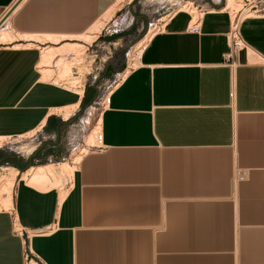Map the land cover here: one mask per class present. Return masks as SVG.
<instances>
[{"label": "crops", "instance_id": "1", "mask_svg": "<svg viewBox=\"0 0 264 264\" xmlns=\"http://www.w3.org/2000/svg\"><path fill=\"white\" fill-rule=\"evenodd\" d=\"M16 1L0 0V21ZM101 1L21 0L0 25L16 35L0 42V136L38 132L57 164L83 93L42 81L39 52L75 40L111 0ZM223 5L196 2V31L184 9L149 24L160 29L108 92L101 143L63 198L61 183L39 191L17 178L13 207L0 210V264H24L26 244L45 264H264V60L223 57ZM240 34L264 59V12L245 17ZM48 87L74 99L45 102ZM70 105L67 118L51 111Z\"/></svg>", "mask_w": 264, "mask_h": 264}, {"label": "rangeland", "instance_id": "2", "mask_svg": "<svg viewBox=\"0 0 264 264\" xmlns=\"http://www.w3.org/2000/svg\"><path fill=\"white\" fill-rule=\"evenodd\" d=\"M204 1L205 0H177L176 2H172L171 0H122L121 6L114 10L97 37L91 43L85 45L83 51L81 50L79 52L80 55H64L66 61H73L69 64V66H71L69 73L70 77H76L79 80L78 84L80 86L83 85L84 92L78 108L73 111L72 116L68 120H65L66 126L63 131L62 139L67 144L68 150L63 159L59 162H70L86 144V136L95 125L104 106L108 92L117 84L119 81L118 79L124 75V71H128L130 67L134 66L135 60L137 59L135 47L140 41L144 40V38L146 43L148 41L146 37L148 38L151 33L156 31V28H153V25L150 26L149 24L161 17V20L165 21L169 17V14L179 9H184L193 17H197L199 11L195 9L194 5L196 2L202 3ZM221 1L225 4L224 1L226 0ZM243 2H245V0H238V8L233 9H240ZM99 12V10H95V15ZM73 55L77 57V60L75 59L76 61H74V58L71 60ZM120 65H122V68H120ZM53 66L55 69L58 68L56 65ZM42 89L44 88L38 86L34 89L33 93ZM84 94L86 103L84 106H81ZM42 98L45 102L49 103L51 101L71 100L74 99V96L48 87L43 91ZM51 111L62 119L60 111ZM42 140L38 132L4 139L0 146V167L5 165H13V167H16L15 163L23 167H29L30 165L53 162L57 170L59 184L61 183L60 189L64 190L69 183L68 179L71 174L69 173V175H67L66 172L63 170L61 171L60 165L57 164V160L49 156L45 157L41 150L42 144H39V142H43ZM94 143V146L89 147V150L94 149L95 146L98 145L97 141ZM31 146H35L34 150L31 153H27L26 149ZM16 168L21 171L18 167Z\"/></svg>", "mask_w": 264, "mask_h": 264}, {"label": "bare ground", "instance_id": "3", "mask_svg": "<svg viewBox=\"0 0 264 264\" xmlns=\"http://www.w3.org/2000/svg\"><path fill=\"white\" fill-rule=\"evenodd\" d=\"M94 1L95 3L97 2L100 3L101 0H94ZM171 1L176 2L177 0H171ZM121 2L122 0H111L107 6L102 8L101 11L97 15H95L93 22L89 24L83 31H81L80 33H77L78 35L76 36H71L73 34L71 35L69 34L71 37H75L76 38L75 40H68V41L65 40V41L57 43L60 38L64 37L62 34H59V36L54 35L52 37L51 36L43 37V36H34V35H20L21 37H24V38H35L42 42L45 39H47V40L54 41V43H57V44H52V45H45L43 47L41 46L40 59H39L38 66H37L39 73H40V79L42 81H47L53 84L62 85L66 88H69L75 91L76 94L82 95L83 85L80 86L78 84L79 80L76 77L71 78L69 74L70 67H71L69 66V64L73 62L71 61L73 60V58H74V61H76L77 57H74L75 55H73L72 59L70 60L71 62H68L66 61V57L64 55L79 54L81 50L83 51V49L85 48V45L87 43H91L97 37L98 33L101 31L106 21L111 17L114 10L117 9L119 6H121L120 5ZM237 2L238 0H226L223 8L224 9L238 8L239 4ZM200 15H201V12H200ZM194 18L196 17H193V19ZM152 34L153 33H151L150 36ZM150 36L147 38L145 35L146 39H149ZM15 37L16 35L12 34L10 30L0 29V42L12 41ZM65 37H68V36H65ZM144 45H145V38L144 40L140 41L135 47L136 58H138ZM15 47H22V45H15ZM53 65L58 66V68L55 69ZM75 107L76 105H70V106H66L63 108H59L56 111H60L62 116L64 118H67L72 113ZM33 132H30L28 134H31ZM99 133H100V115L98 116L97 121L95 125L92 127L91 131L87 134L86 144L80 149L79 153L76 155L74 154L75 156L71 159L70 162L68 161L60 162L59 165H60L61 171L63 170L64 172L67 173V175H69V173L72 175V171L75 168L76 164L80 161L82 155L87 153L90 149L89 147L93 146L95 144L94 142L99 139ZM28 134H25V135H28ZM25 135H20V136H25ZM7 138H8L7 136L6 137L0 136V146H1V142ZM32 149H33L32 146L28 147L26 149V152L29 153ZM16 177L21 178L22 180L25 181L27 185L39 191H48L54 187L59 186V178H58L57 170L55 168L54 163L53 164L51 163L43 164L42 163L38 165H33L31 167H28L24 171H19L16 167H13V165L12 166L11 165L1 166L0 167V210H10L13 207V201H12L13 194L12 193H13V186H14ZM64 194H65V190H61L59 192V200L63 198Z\"/></svg>", "mask_w": 264, "mask_h": 264}, {"label": "built area", "instance_id": "4", "mask_svg": "<svg viewBox=\"0 0 264 264\" xmlns=\"http://www.w3.org/2000/svg\"><path fill=\"white\" fill-rule=\"evenodd\" d=\"M225 10L228 14V29L226 32V39L228 41L229 51L225 53L223 57L226 60H228L230 58V55L232 54L235 55L236 53L240 51H245L250 61L253 63L264 60L260 54H258L250 46L247 45V43L244 41V39L242 38L240 34V24H241V21L245 17H248L250 15H259L264 12L263 0H252V1L245 0V2H243L242 7L240 9L226 8ZM200 12L201 11H199V14L197 15L195 19H193V16L189 12H187L190 17L187 28H186L187 31H196L198 29L199 21L201 18ZM153 28H156V30H159L160 25L157 26L156 24H153ZM232 64L233 62H231L229 65H232ZM3 137H6V136H3ZM97 142H98V145L101 143L100 136ZM12 221L16 222V219L14 216H13ZM18 231L19 230L15 229V232H18ZM23 259H24V264H45L40 259H38L37 256H35L32 253L28 244H26V248L23 254Z\"/></svg>", "mask_w": 264, "mask_h": 264}, {"label": "water", "instance_id": "5", "mask_svg": "<svg viewBox=\"0 0 264 264\" xmlns=\"http://www.w3.org/2000/svg\"><path fill=\"white\" fill-rule=\"evenodd\" d=\"M21 0H17L14 5L12 7H10V9L7 11V13L2 17L1 21H0V25L2 24V22L7 18V16L12 12V10L16 7V5L20 2Z\"/></svg>", "mask_w": 264, "mask_h": 264}, {"label": "trees", "instance_id": "6", "mask_svg": "<svg viewBox=\"0 0 264 264\" xmlns=\"http://www.w3.org/2000/svg\"><path fill=\"white\" fill-rule=\"evenodd\" d=\"M121 66L122 65H120V68H121ZM85 94H84V96H83V98H82V101H81V106H84L85 105V103H86V100H85ZM15 166L16 167H18L21 171H23L25 168H27V166L26 167H23V166H21L20 164H18V163H15Z\"/></svg>", "mask_w": 264, "mask_h": 264}]
</instances>
